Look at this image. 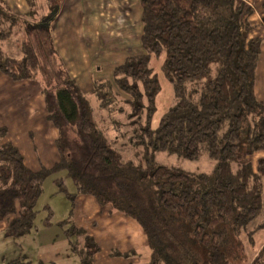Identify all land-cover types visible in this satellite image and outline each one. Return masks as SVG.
Listing matches in <instances>:
<instances>
[{
	"label": "trees",
	"instance_id": "1",
	"mask_svg": "<svg viewBox=\"0 0 264 264\" xmlns=\"http://www.w3.org/2000/svg\"><path fill=\"white\" fill-rule=\"evenodd\" d=\"M27 2L30 11L17 15L0 0V73L15 83L40 84L47 120L58 132L59 160L31 170L0 126V223H7L6 237L34 231L45 181L65 175L75 191L67 190L63 176L56 187L73 204L90 196L136 221L151 252L148 264H264V245L256 244L264 232V101L256 96L264 39L249 36L250 0H140L141 53L117 66L111 80L94 81L89 93L103 119L116 116V128L126 127L121 144L119 133L114 138L110 127L97 128L89 97L56 50L59 8ZM12 39L16 57L3 46ZM161 58L174 103L153 128L161 84L152 61ZM127 148L138 160L124 159ZM160 153L192 162L206 158L215 165L213 180L158 164ZM45 211L50 228L52 211ZM68 224L60 225L74 239L79 264H94L98 242Z\"/></svg>",
	"mask_w": 264,
	"mask_h": 264
},
{
	"label": "crops",
	"instance_id": "2",
	"mask_svg": "<svg viewBox=\"0 0 264 264\" xmlns=\"http://www.w3.org/2000/svg\"><path fill=\"white\" fill-rule=\"evenodd\" d=\"M42 1L45 4L57 5L59 8L53 23L54 44L80 89L92 90L96 79H112L113 70L117 66L123 64L128 57L141 53L140 0H40ZM4 2L17 15H25L30 11L27 0H4ZM259 12L262 15V10ZM257 14L251 18L253 29L250 38L264 39V19ZM13 43L14 48H11L10 44L6 50L8 54L16 56L14 54L17 46L16 42ZM260 63L261 61L257 74ZM0 83L9 88L6 89L7 93L0 92V126L8 129V137L5 141L14 143L20 148L25 164L31 170L39 171L42 168L53 167L59 160L55 145L58 132L47 120L41 86L35 82L14 83L1 73ZM14 87H22L23 92L17 90L14 91L15 94L12 93ZM22 142L26 144L23 149L20 147ZM77 201L81 203V209L92 207L96 211L100 210V208L96 209L100 207L97 201L94 202L90 196H79ZM0 225L2 230H5L7 223L2 222ZM94 225L96 226V223ZM137 226L136 230L132 229L133 232L129 228L124 229L126 235L130 234L125 240H121L123 230L114 234L113 239L115 242L119 241L116 244L122 246L123 253L136 251L133 247L136 244L150 251L146 236L138 224ZM132 237L137 240H133ZM115 247L110 245L105 249L100 246L94 264L103 263L101 256L103 252L106 253V260L109 259L107 264L116 260L111 257L112 252L110 254L111 249ZM59 258L61 259L57 260L61 264H75L76 260L78 261L77 256Z\"/></svg>",
	"mask_w": 264,
	"mask_h": 264
},
{
	"label": "rangeland",
	"instance_id": "3",
	"mask_svg": "<svg viewBox=\"0 0 264 264\" xmlns=\"http://www.w3.org/2000/svg\"><path fill=\"white\" fill-rule=\"evenodd\" d=\"M250 1L252 3L249 2V4L254 6V14L259 13V15L257 14L258 16L264 17V0H256L254 2L253 0ZM42 3L46 5L45 2L42 1ZM261 10L262 15L259 12ZM263 17H261V19H264ZM13 42H15L14 39L5 43L3 45L5 47V50L10 44V47L14 48ZM18 52L19 50L16 49L14 55L17 56ZM260 61V68L256 77V96L258 100L264 101V43L261 46ZM162 62L163 58H161L160 60L153 59L152 61V67L154 69V72L158 75L161 84V91L157 98V110L153 120V128H157L162 116L172 107L174 103V94L172 86L168 81L165 80L161 72ZM96 81H99V79H96ZM35 83L39 84L37 82ZM76 83L78 84V82ZM6 89L9 90L8 87H5L0 83L1 94L3 92L7 93L8 90ZM22 89V87H14L12 89V93L17 90L23 92ZM82 91L85 95L89 97V102L91 106V118L93 119L97 128L101 129L102 127H110L113 130L111 136L115 138L116 135L119 133L118 135H120V138H118L119 136L117 135V139H119V144L124 143L125 138L121 137V133H124L126 127L124 126L121 129L116 128V116L111 117L109 115L107 117L108 119H103L101 115L104 114L101 112L98 106V102L94 97L90 98L89 93L92 90L87 91L83 89ZM123 119L126 121L125 117H120V120ZM12 144L17 147V149L20 151V148L17 145H15L14 143ZM20 145L21 149H23L26 144L22 142ZM123 153L125 160H138V158H136L137 156H135L134 154V151H132L130 148L125 149ZM156 161L160 165L176 168L177 170H181L190 174H207L211 180H213L214 177L215 165L208 161L206 158H201L199 161L192 162L185 159H181L177 156L160 153L157 155ZM61 176L65 177V175H55L51 176L45 181L43 185V193L37 204L39 214L35 221L36 228L34 229V231H32L31 234L17 239L9 238L6 237L4 230H2V225H0V264H8L18 259L21 263L25 264H61L59 263V260L61 259L59 257H62V259H67L68 257L73 256L76 257L73 253L70 244V241H73L74 239L71 238V240H69L64 235V227L60 225L63 222H68V225H75L76 227L84 228L92 237H94L98 241L99 245L103 246L105 249L110 247V245H115L116 247L111 249L110 254L111 252H124L121 249L122 246L116 244L119 241L115 242L113 236L115 233L119 232L120 230H123V236L121 240L127 239L130 234L126 235L124 229L129 228L131 229V232H133L134 229L136 230V228H138L137 223H135L136 221L125 216L120 212L114 211L110 206L102 207L98 205L100 206L96 208H100V210L98 211H96L92 207H89L88 209L83 207L81 209V203L77 201L79 197L73 204L64 193H58L55 179ZM64 185L70 193L75 191V186L69 178L65 177ZM90 198L94 202H96L95 199H93L92 197ZM45 207L50 208L52 211V226L50 228H47L44 225V221L46 219L47 214V212L45 211ZM94 223H96V226L94 225ZM132 238L133 240H137L134 237ZM256 244L257 247L264 245V232L256 237ZM133 247L134 249H136L137 252L131 251V253H135L131 254L126 258L114 257L111 255V257L116 258V260L110 262V264H148L151 259L149 257L151 256L150 251L147 250V248H140L138 244ZM105 254L106 253L104 252L101 254V256H103L102 264H107V260H109L108 258L106 260ZM75 264H79L77 260Z\"/></svg>",
	"mask_w": 264,
	"mask_h": 264
}]
</instances>
